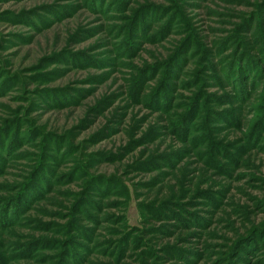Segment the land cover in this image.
Segmentation results:
<instances>
[{"label":"rangeland","instance_id":"374dc122","mask_svg":"<svg viewBox=\"0 0 264 264\" xmlns=\"http://www.w3.org/2000/svg\"><path fill=\"white\" fill-rule=\"evenodd\" d=\"M263 41L264 0H0V264H264V82L222 71Z\"/></svg>","mask_w":264,"mask_h":264},{"label":"trees","instance_id":"16d2710c","mask_svg":"<svg viewBox=\"0 0 264 264\" xmlns=\"http://www.w3.org/2000/svg\"><path fill=\"white\" fill-rule=\"evenodd\" d=\"M263 44H264V41H263ZM263 47H264V45H263ZM257 49L258 48H250L251 52H249L248 48H244V47H240V48L237 47L235 49H229L228 50L227 58L229 59V62H228V64H225L226 62L224 61L223 65L224 66L229 65L230 67L226 66V69H227V67L229 68L228 71H226L225 67H223L222 71L226 72V78L228 79L227 81H229L230 85H232L233 87H237L236 81H235V78H237V80L240 82V85H242L243 88H247L248 78L250 79V77L254 76L256 78L255 80H257V75L259 77L258 78L259 82H260V80L262 81L260 83L264 82V51L261 52L262 50H257ZM255 51H256V53H258L257 55H255ZM259 54H261V55H259ZM255 57H260V58H258L259 60H257V59H255ZM258 72H260V73H258ZM252 74H253V76H249ZM171 193L172 192H169V200H164V201H162L161 204L167 202L169 204L174 205V207L178 211H180V212L182 211L184 214H188V218H189L188 223H191V224L194 223L195 225H199L193 219L192 214H189L188 210H186L184 208V206H181V204H179V203H175L176 195L171 194ZM12 205H13V209H15L19 204L15 203ZM188 206H191V205L188 204ZM167 213L162 215L160 213V211H156L154 216H156V218H164L161 221H165V219H170V221H174L175 223L178 224V225L177 224H166L165 227L167 228V231L169 233L171 232L170 230H168L169 227L174 228L176 230V233H177L178 231L183 229V227L186 226L185 219L180 218L178 216V214H175V212H173V211H168ZM158 249L162 250V252L164 253V260L163 261H166L164 263H168L170 261L169 260L170 258H176V257L182 258L181 254H179L178 252L177 253L170 252V250L167 249L166 246L159 247ZM184 261L188 262L185 259H184Z\"/></svg>","mask_w":264,"mask_h":264}]
</instances>
